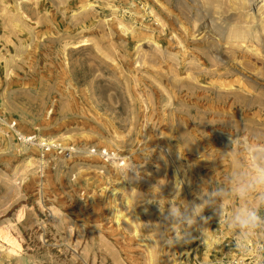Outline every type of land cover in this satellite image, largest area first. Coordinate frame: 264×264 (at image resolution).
I'll return each mask as SVG.
<instances>
[{
  "label": "rangeland",
  "instance_id": "rangeland-1",
  "mask_svg": "<svg viewBox=\"0 0 264 264\" xmlns=\"http://www.w3.org/2000/svg\"><path fill=\"white\" fill-rule=\"evenodd\" d=\"M0 115L76 148L0 120V264H212L243 202L174 246L165 216L224 183L229 136L264 142V0H0Z\"/></svg>",
  "mask_w": 264,
  "mask_h": 264
},
{
  "label": "clouds",
  "instance_id": "clouds-1",
  "mask_svg": "<svg viewBox=\"0 0 264 264\" xmlns=\"http://www.w3.org/2000/svg\"><path fill=\"white\" fill-rule=\"evenodd\" d=\"M229 143L238 146L233 171L223 184L211 186L200 195L201 203L169 208L165 220L169 226L180 225V229L173 232L167 244L174 246L184 241L190 235L187 230L196 224L205 207H212L221 219V201L232 196L243 203L224 217V223L233 230L237 248L247 253L246 242L264 231V216L260 214L264 208V142L256 136L244 139L229 136Z\"/></svg>",
  "mask_w": 264,
  "mask_h": 264
},
{
  "label": "built area",
  "instance_id": "built-area-1",
  "mask_svg": "<svg viewBox=\"0 0 264 264\" xmlns=\"http://www.w3.org/2000/svg\"><path fill=\"white\" fill-rule=\"evenodd\" d=\"M0 120L4 125L3 132L6 136L14 138L22 144L35 145L42 160L52 152L70 157L76 151L74 145H65L58 140L41 137L37 133L23 132L15 119H6L0 115ZM90 152L99 155L105 162H115L119 165L125 163L122 154L114 149L93 147ZM227 245L229 246V244ZM246 247L247 253L232 246L228 252L215 259L212 264H264V241L253 238L246 242Z\"/></svg>",
  "mask_w": 264,
  "mask_h": 264
}]
</instances>
